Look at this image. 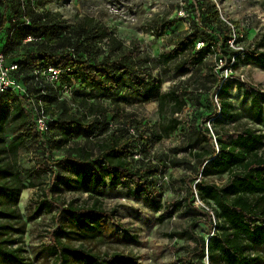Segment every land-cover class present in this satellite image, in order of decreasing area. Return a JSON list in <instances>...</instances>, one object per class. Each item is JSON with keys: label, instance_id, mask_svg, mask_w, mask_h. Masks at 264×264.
<instances>
[{"label": "trees", "instance_id": "1", "mask_svg": "<svg viewBox=\"0 0 264 264\" xmlns=\"http://www.w3.org/2000/svg\"><path fill=\"white\" fill-rule=\"evenodd\" d=\"M1 2L0 49L10 59L17 58L18 69L14 75L56 117L49 124V133L39 134L33 130L27 111L21 107L24 102L28 103L27 99L9 93L0 95V264H20L22 259L18 252L9 246L13 241L11 231L24 232L23 224L16 228L13 223L19 217L16 207L21 191L27 185L22 181L21 172L13 170L3 161L2 154H14L25 142L40 144L41 153L63 151V159L56 165L61 172L67 167L72 172L58 175L52 183L54 190H58L61 184L72 190L102 194L105 187L115 188L129 181L131 194H156L153 175L162 172L167 163L159 156H151L149 149L161 139L162 134L173 132L181 122L170 118L167 125H163L162 132L155 133L134 115L122 111L121 106L153 99L158 100L162 108L166 102L173 101L176 112H180L184 108L180 94H185L186 90L172 86L168 93L161 94L159 88L162 79L153 75L150 56L147 53L139 55L133 47L124 46L107 26L91 17L70 24L59 12H53L39 3L34 5L33 0H26L25 4L21 0ZM194 5L195 8L203 9L202 13L196 12V19L189 21L186 31L172 32L169 40L171 49L158 55L163 64L181 57L184 62L178 73L183 74L188 70L186 61L190 57L194 63L201 64L205 54L215 55L225 47L228 55L219 54L228 62L227 68H234L237 58L264 67V53L257 48L233 53L229 41L234 35V43L241 42L239 30L220 17L215 2L203 0L200 4L195 1ZM22 16L28 18L29 24H22ZM12 18L17 20L13 30L10 29L14 25ZM181 18H174L164 25L171 27ZM163 27L157 25L158 29ZM27 35L34 40L23 42ZM105 39L109 43L107 49L101 47ZM41 64L61 69L56 83L47 82L34 73ZM67 68L70 70L66 71ZM41 89L44 93H40ZM65 89H68V93ZM217 90L218 97H222L228 89L222 85ZM244 94L252 96L254 105L258 104L259 96L264 99V95L257 90H247ZM70 104L76 107L72 109ZM218 106H215L211 116L213 120L218 122L215 117L217 113L223 119L231 117L225 102L218 103ZM8 127L19 132L6 147L5 133ZM261 142L260 134L245 131L235 145L230 147L221 143L217 158H212L214 151H211L200 162L202 174L194 187L191 186L193 176L183 178L188 191L184 202L176 199L165 205L172 212L180 206L194 209L204 217V223L215 226L212 235L208 239L204 238L192 230L198 221V218L193 217L188 230L168 234L170 238L178 236L193 239L196 244L193 253L199 258L197 264H204V257L211 263L215 257H219L224 264H253L254 259L245 253L243 240L264 246V153L257 152ZM136 153L142 154V158H134ZM203 154L205 152L193 153L197 159H201ZM186 163L185 160L174 158L171 164ZM211 173H227L228 177L224 184L217 185L204 180ZM195 195L213 211L195 206ZM43 205L35 207V214L42 210ZM66 207L69 213L85 215L91 220L105 216L112 218L115 213V210L107 212L95 203L90 207ZM217 230L220 232L217 233ZM62 232V227L52 232L57 251L54 264H67V257L77 254L85 258L88 264H109L118 257L117 254L99 256L83 248L60 245L57 238Z\"/></svg>", "mask_w": 264, "mask_h": 264}, {"label": "rangeland", "instance_id": "2", "mask_svg": "<svg viewBox=\"0 0 264 264\" xmlns=\"http://www.w3.org/2000/svg\"><path fill=\"white\" fill-rule=\"evenodd\" d=\"M21 1L26 3V0ZM195 1L200 4L203 2L33 0L34 5L39 3L53 12H59L70 24L81 18L91 17L107 26L124 46L133 47L139 55L147 53L150 56L153 75L162 79L159 88L161 94L168 93L172 86L178 90H186V93L180 94L184 102V108L180 112H176L173 101L166 102L162 108L159 107L158 100L153 99L140 103L133 101L121 106L122 111L134 115L155 133H161L163 125H167L170 118L174 117L181 122L173 132L162 134L161 139L149 149L151 156H159L167 163L162 172L153 175L156 194H131L129 181L115 188L105 187L102 194L72 190L61 184L58 190H54L52 183L55 178L72 172L70 167L61 172L56 165L63 159V151L41 153L40 144L25 142L14 154H2L3 161L13 170L20 171L22 181L27 185L21 191L17 203L19 217L13 223L16 228L23 224L24 232L11 231L13 241L9 246L18 252L22 259L20 264H54L57 251L52 232L60 227L64 231L57 238L60 245L83 248L99 256L110 257L117 254L118 257L109 264H197L199 258L193 253L196 248L193 239L178 236L170 238L168 234L188 230L193 217L198 218V221L192 226V230L204 238L208 239L212 235L216 230L215 226L204 223V217L194 209L180 206L172 212L165 205L176 199L184 202L183 198L188 195V191L183 178L193 176L191 186L194 187L202 174L200 162L211 151H214L212 158H217L221 143L231 147L245 131H250L261 135L262 142L258 145L257 152L264 153V99L259 96L258 104L254 105L252 96L244 94L247 90H257L264 95V67L237 58L235 67L227 68L228 62L219 54L222 52L223 55H228L225 47L215 55L205 54L201 64L194 63L190 57L186 61L188 70L183 74L178 73L184 62L181 57L163 64L158 55L171 49L172 43L169 40L172 32L186 31L189 21L196 19V12L202 13L203 9L195 8ZM212 1L215 2L220 17L232 23L234 29L242 34L239 45L235 46L236 43H233V47H230L233 53L241 50L239 46L244 51L257 48L264 53V0ZM2 9L3 3L0 0V11ZM179 17H182L181 20L176 21L173 26L164 25ZM195 22L199 23L197 20ZM157 25L164 27L158 29ZM108 45L105 39L101 47L107 49ZM222 85L228 90L222 97H218L217 89ZM222 102L229 106L231 117L223 119L217 113V122L211 116L215 106L219 108L218 103ZM18 132L8 127L5 133L6 147ZM203 152L205 154L201 159L193 155ZM134 156L136 159L142 158L139 153ZM174 158L187 163L172 166ZM155 161L154 159L153 163ZM227 177V173H211L204 180L222 185ZM43 203L42 210L35 214V207ZM93 203L107 212L115 210L114 216L91 220L88 216H75L66 210L67 205L75 208L79 205L90 207ZM193 204L206 211H213L197 195ZM243 241L245 253L254 259L253 264H264V246L247 239ZM67 258V264H88L78 254ZM202 262L224 264L219 257H215L213 263L204 257Z\"/></svg>", "mask_w": 264, "mask_h": 264}, {"label": "built area", "instance_id": "3", "mask_svg": "<svg viewBox=\"0 0 264 264\" xmlns=\"http://www.w3.org/2000/svg\"><path fill=\"white\" fill-rule=\"evenodd\" d=\"M38 9H40L38 7ZM37 9V10H38ZM183 12H179V14ZM222 18V17H221ZM22 24H29V20L26 16H22L21 18ZM223 19V18H222ZM12 23L14 24L13 27L10 29L13 30L15 26H17V20L12 18ZM226 21L225 19H223ZM231 27L233 28L232 24L226 21ZM240 33V32H239ZM242 36V34H239ZM34 40L33 37L27 35L23 38V42ZM234 35L233 38L230 39L229 43L230 46L233 47L234 43ZM199 45V44H198ZM236 44L235 46H238ZM239 49L242 50V47L239 46ZM17 58L10 59L2 49H0V95L3 93L16 95L17 97L28 100V103L21 104L23 110L27 111L28 120L30 125L33 127L39 134H48L50 131L49 124L54 121L55 114H52L45 108V104L41 99H35L33 95L29 92L28 88L23 84L19 78H17L14 74L18 69V62ZM226 62V61H225ZM70 69H66L69 71ZM61 69L59 67H54L53 65H43L41 64L38 69L34 71V73L38 74L39 76L43 77L45 81L50 83H56L59 79V74ZM65 92L68 93V89H65ZM40 93H44L41 89ZM72 109L76 107L75 104H70ZM43 147L45 145H42ZM135 157V156H134Z\"/></svg>", "mask_w": 264, "mask_h": 264}, {"label": "crops", "instance_id": "4", "mask_svg": "<svg viewBox=\"0 0 264 264\" xmlns=\"http://www.w3.org/2000/svg\"><path fill=\"white\" fill-rule=\"evenodd\" d=\"M55 10H56V9H55ZM55 10H54V11H55Z\"/></svg>", "mask_w": 264, "mask_h": 264}]
</instances>
